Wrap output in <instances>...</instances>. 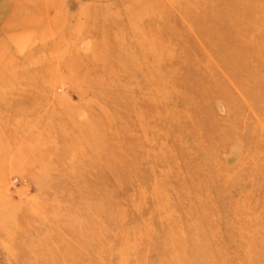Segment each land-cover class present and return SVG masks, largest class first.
<instances>
[{
    "label": "rangeland",
    "instance_id": "1",
    "mask_svg": "<svg viewBox=\"0 0 264 264\" xmlns=\"http://www.w3.org/2000/svg\"><path fill=\"white\" fill-rule=\"evenodd\" d=\"M0 264H264V0H0Z\"/></svg>",
    "mask_w": 264,
    "mask_h": 264
}]
</instances>
